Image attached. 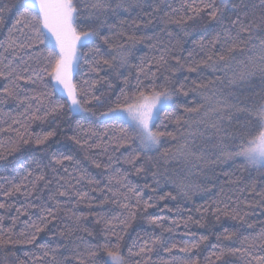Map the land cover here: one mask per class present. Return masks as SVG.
Masks as SVG:
<instances>
[{"label": "snow or ice", "instance_id": "obj_1", "mask_svg": "<svg viewBox=\"0 0 264 264\" xmlns=\"http://www.w3.org/2000/svg\"><path fill=\"white\" fill-rule=\"evenodd\" d=\"M261 13L259 17L255 12L247 10L245 0H182L181 8H172V14L164 13L160 18V23L165 26L168 24H178L186 26L189 20H195L206 15L210 21H216L220 25V30L209 39L196 41L199 53L195 50L189 51L187 57H181L175 52L176 45L157 40L159 55L153 56L150 60L140 58L138 65H133L131 57L132 48L137 43H143L146 39L152 40L153 37L136 36L123 30L126 20L119 19L121 13H131L139 10L149 17L147 24H152V15L159 12V4L156 0H13L7 7H0V28L5 27L4 13L15 9L16 15L7 36L0 40V105L8 101H14L17 109L23 108V112L18 115L25 118V123L20 124L19 120L13 119L12 124L19 125L13 128L12 124L7 129L0 128V132L14 131L20 136V130H27V126L32 121H43L49 116H57L65 107L72 113L91 112V105L103 106L105 100L100 95H96L91 88L98 82L93 80L91 84L84 81L87 87L78 86L73 81V74L79 73L86 53L83 51L88 48L92 56L89 61V70L99 73L105 66L108 69L105 77L111 76L112 80L120 81L119 95L114 101L108 94V110L104 115H111L114 119H122L123 126L116 129V135L110 137L109 142L115 144V150L128 146L131 150L129 155L124 157L123 163L131 165L135 174L151 172L156 187H160L161 182L171 183L186 197L190 198L193 189L199 190L200 186L186 183L187 175L191 174L192 169H199L200 172L215 171L216 166L229 161L241 160L245 166L257 170L264 169V94L259 95V102L244 94L246 86L250 85L251 80L257 75L264 83V0H260ZM171 8V5L168 6ZM255 7V6H254ZM152 9L151 12L147 9ZM182 12L179 19L174 18V14ZM119 20V31H113L118 27L114 21ZM144 21L133 19L130 26H137ZM112 32V35H105L104 30ZM192 30H195L194 28ZM184 36L190 35L187 27L183 28ZM169 38L173 34L167 32ZM113 37L123 38L120 44L113 43ZM246 37V38H245ZM51 41L50 43H48ZM157 43L150 45L153 49L157 48ZM179 41H177V44ZM94 45V47H89ZM103 45L108 49L102 51ZM43 46V47H41ZM203 55H200V54ZM200 55V58L196 57ZM207 67L212 71L222 75L217 76L212 83H218L219 88L215 89L211 97L202 90L208 89V84L192 80L191 85L186 84L188 77L185 76L181 81L176 77V73L182 69H187L189 73H195L201 67ZM121 68L127 69L128 74L124 75ZM135 68V85L130 87L132 69ZM153 68L155 70H153ZM159 73V75H157ZM50 78L46 80L45 78ZM121 77L123 79L121 80ZM51 85L52 91L59 90L66 96L63 103L52 101L51 93L47 91ZM109 89L113 85L109 82ZM227 90V91H226ZM200 92L202 102L192 100L189 102H179V97H189V93ZM31 93V95L29 94ZM191 103L192 106H189ZM35 105V107H34ZM183 108L187 114V119L183 116L174 117V113L169 112L175 106ZM163 116L164 119L175 118L178 126L185 127V134L182 135V142L179 143L175 152L164 150L161 152L163 140L168 137L177 140V136L167 131L166 125H158L157 121ZM213 117L209 119V117ZM231 124L236 122L237 127L232 130L224 129L223 122ZM83 129L84 126L78 124ZM115 128V126H113ZM163 127L164 130H161ZM211 130V131H209ZM91 135L95 136L94 130L89 128ZM107 134V132L105 133ZM56 136V131L44 132L43 135L37 134L34 143L39 156H33L31 163L34 165L32 170L26 171L21 176L19 183H14L5 177L7 186L0 184V193L6 198L24 196L26 199L33 196L38 191V184L43 182L42 187L48 190V195H36L35 199L39 203L28 202L21 208H16L17 216L11 218V227L4 228L5 216L0 215V248L8 249L9 245L34 244L37 235L45 230L47 225L57 219V213L70 210L62 208L58 197L77 198V203L88 200V193L76 190L75 184L66 179L64 175H58L56 166L63 168L68 174V168L64 167L65 162H73L74 157L69 154L57 152L52 149L49 143L52 137ZM24 144H29L31 137L20 136ZM76 144L91 149L99 147L98 144L89 143L88 139L83 141L76 136L70 137ZM135 145V147H131ZM16 149H12L15 151ZM107 155V148L104 149ZM152 152L160 153L164 165H169L173 161L181 163L182 167L170 172L167 167L160 171L161 165L153 163L149 155ZM142 157L144 159H142ZM0 155V159H3ZM48 158V163L44 159ZM115 160L119 163V158L108 155L109 163L105 168L111 167V162ZM75 163H79L76 161ZM147 165V166H146ZM102 165L96 163L99 168ZM23 168V166H21ZM51 169L53 175L46 177L45 169ZM152 169H156L153 171ZM34 172L36 175L34 176ZM186 172L184 178H180L179 173ZM70 175V174H69ZM129 173L115 169L113 175L108 177L111 185L115 182L119 187L114 191L108 187V192L112 195V203L127 213L128 216L135 218L137 212H147L153 199L149 196L148 200H142L141 191L138 186L132 185L128 180ZM227 175V174H225ZM76 183L87 180L89 185H94L93 191H104L98 188L100 181L95 178L87 177L82 173ZM57 187L53 189V182ZM63 181V184L61 183ZM66 185V187H65ZM144 188L151 186L145 184ZM63 188V190H61ZM123 188L126 191L121 192ZM155 192V188L151 189ZM204 191H211L204 188ZM254 190V189H253ZM225 196L223 190L220 193ZM264 197V193H257ZM171 199H175L171 193L167 194ZM122 197L124 202H119ZM160 196L159 199H165ZM105 197L101 203L108 201ZM135 200L133 204L132 201ZM228 200L232 198L227 197ZM54 202V206L52 203ZM89 206L91 207V202ZM239 198L233 201L235 206H230L225 200L213 201L215 207L209 208L212 214L219 219L220 215L231 216L233 219L244 220L247 213L241 214L239 208ZM223 204V208L220 205ZM209 208H205L208 211ZM0 209L9 212L11 205L0 202ZM29 209H35L36 219L29 216L25 221L26 227L19 233H14L16 222L20 215H28ZM199 211V209H197ZM88 215L96 217V223L101 221L107 226L104 229L105 241L103 244L91 243L86 241L83 236H77L72 241L71 255L60 258L57 253L61 245L51 248L47 245H37L44 249L42 257L51 256L50 264H149V260L155 248L150 247L145 241L138 251H134L135 242L127 248V252L121 245L123 236L117 231V224L123 225L121 231L129 226L127 220H120L119 215L107 219L105 216L96 212H89ZM88 215L71 212L70 218L74 221V227L69 229L67 235L71 237L75 232L86 233L89 237L94 235L93 231L81 225V220H86ZM191 219V217H189ZM158 218H149L150 224H157ZM175 223V221L173 222ZM199 224L200 221H195ZM245 223H247L245 221ZM162 227V225H160ZM248 228L254 225L248 224ZM171 231V229H166ZM15 235L16 238H13ZM62 236L65 233H61ZM115 237L113 243L107 237ZM208 240L207 236L201 237V242ZM218 243L214 245L217 249L211 253L214 260L211 264H236L231 258L238 257L243 264H264V227L256 235H239L236 232H229L225 229L221 235L216 236ZM224 241H238L239 247H231ZM159 244L164 251L171 252L177 245L171 247L163 245L160 237L152 240V245ZM199 247L198 244L185 245L181 251L189 252L192 248ZM103 253V255H101ZM27 256L28 254L25 253ZM140 257V259H133ZM20 264H25L21 261ZM163 264H168L164 261ZM182 264H199L197 259L183 261Z\"/></svg>", "mask_w": 264, "mask_h": 264}, {"label": "trees", "instance_id": "obj_2", "mask_svg": "<svg viewBox=\"0 0 264 264\" xmlns=\"http://www.w3.org/2000/svg\"><path fill=\"white\" fill-rule=\"evenodd\" d=\"M13 0H0V7H7L12 4ZM159 4L160 11L153 13L151 19L152 24H147L149 17L145 16L139 10H134L131 13H121L119 19L126 20L128 23L124 25L123 30L129 34H135L136 36L153 37L152 40H145L143 43H137L132 48L133 56L131 57V62L133 65H138L140 63V58L143 57L145 60H150L153 56H158L160 45L157 40L168 43L171 39V43L176 45L175 52L182 58L187 57L189 51L195 50L199 53V49L196 45V41L211 39L217 31L220 30V25L216 21H210L206 15L196 18L195 20H189L186 26H181L175 23L164 25L160 23V18L164 16V13L172 14L171 9H180L182 0H156ZM247 4V10L255 12L256 16L259 17L261 13L260 0H245ZM171 5V8L168 6ZM255 6V7H254ZM151 12L152 9H147ZM16 15L15 9L11 12L4 13L5 27L0 28V40H3L8 33V28L11 27L14 17ZM183 15L182 12L174 14L175 19H179ZM133 19H139L144 21L139 27L130 26ZM117 23L118 27L113 29V31H119V20L114 21ZM187 27L190 30V35L184 36L183 28ZM195 30H192V29ZM167 32L173 34L172 38H169ZM105 35H112V32L104 30ZM246 38V37H245ZM177 41L179 43L177 44ZM123 38L113 37L114 44L123 43ZM50 43V42H48ZM157 43V48L153 49L150 47L151 44ZM43 47V46H41ZM94 47V45L89 46ZM108 49L107 45H103L102 51ZM2 51V49H0ZM86 53L84 60L82 61V67L79 73H74L73 81L78 84V86L87 87L84 85V81H88L89 84L93 80L98 81L91 91L96 95H100L102 100H105L103 106L91 105V112L82 113H72L69 111L68 106L65 105L63 110L55 117L49 116L43 121H32L28 124L27 130H20V136L24 138L31 137L29 144H24L14 131L0 132V155H3V159H0V184H5L8 180H12L14 183H19L22 175L26 171L32 170L34 165L31 163V158L33 156H39L41 153L37 151V146L34 143V138L37 134L43 135L44 132L55 130L56 136L52 137L49 143L52 145V149L72 155L74 157L73 162H65L64 167L68 168V174H65L63 168L56 166L58 169V175L66 176V179L70 180L71 183L75 184L76 190L84 191L88 193V200L84 202L77 203V198L72 197H58L60 200L62 208L70 210L67 214L65 211H60L57 213V219L53 220L47 225L45 230L37 235V240L34 244H18L9 245L8 249L0 248V264H20L21 261H25V264H50L51 256H44L43 261L36 259L42 257L44 254V249L38 247L37 245H47L51 248H55L57 245H61L58 250L57 255L62 258L63 256L71 255V249L73 247L72 241L76 239L77 236H83L86 241L91 243L103 244L105 241L104 229L107 227L103 221L101 223H96V217L88 215L89 212H96L107 219H112L113 216L119 215L120 220H127L129 226L126 230L121 231L123 225H119L117 221L113 220V224H117V231L123 236L121 245L124 252H127V248L132 246L135 242L134 251H138L139 247L148 241L150 247H154L155 250L150 253L151 259L149 264H163L167 261L168 264H182L183 261L197 259L199 264H211L214 257H211V253L216 251L214 245L218 243L216 240L217 235H221L225 229L229 232H236L239 235H256L261 227H264V197L257 195V193H264V169L257 170L255 168L245 166L241 160L229 161L227 163H222L216 166L214 173L207 172L204 174L200 172L199 169H192L191 174L187 175L186 183H192L199 185V190L193 189L190 193V198H186L175 185L171 183L161 182L160 187H156L151 172L141 173L139 175L135 174V170L131 165L123 163L124 157L129 155L130 148L128 146L121 147L114 151L115 144L110 143V137L118 134L116 129L123 126L122 119H114L112 116L106 117L104 113L107 112L109 106H114L108 103L107 97L102 94H108L111 100L114 101L116 96L119 95L120 81L112 80L111 76L107 79H101L105 77L108 69L106 66L99 72L95 73L89 70V61L92 56L91 51L88 48L83 50ZM200 55H203L202 53ZM200 55L196 58L199 59ZM153 70H155L153 68ZM121 72L124 75L128 74V70L121 68ZM135 68L132 69V78L130 87L134 86L135 81ZM159 75V73H157ZM222 75L219 72H213L212 69L201 66L197 72L189 73L187 69H182L176 73L181 81L184 77H188V81L185 83L191 85L192 80H198V82H203L208 84L207 90H202L206 95L211 97L212 92L219 88L218 83H212L215 81L217 76ZM46 80L50 78H45ZM123 77H121V80ZM109 82L112 83L113 89H109ZM4 83L0 81V84ZM47 91L51 93L50 99L52 101L64 102L66 97L61 94L58 90L52 91L51 85H48ZM227 91V90H226ZM264 94V83L261 82L259 75L254 77L250 85L246 86L244 94L251 97L256 102H259V95ZM31 95V93H29ZM187 99L189 102L195 100L196 102H202V97L200 92L189 93V97L185 98L183 96L179 97V102H184ZM189 106H192L189 103ZM35 107V105H34ZM23 108L17 109L14 101H8L6 104L0 105V128L7 129L12 120L16 119L20 121V124L25 123V118L18 115V112H23ZM169 112L174 113V117L183 116L187 119V114L184 113L183 108L178 105L170 108ZM164 119L163 116L157 121L158 125H166L167 131L173 132L177 136V140H172L171 138H162L163 143L161 147V152L164 150H171L175 152L179 143L182 142V135L185 134V127L178 126L175 123V118ZM213 117H209L212 119ZM78 124L84 126L83 129L78 127ZM115 126V128L113 127ZM13 128H18L19 125L12 124ZM224 129L232 130L237 127L235 121L229 124L228 121L223 122ZM89 128L95 131L97 135L93 136L88 131ZM161 130H164L161 127ZM211 131V130H209ZM107 132V134H105ZM76 136L81 139H88L89 143L98 144L99 147L87 148L76 144L74 140L69 139L70 137ZM131 147H135L132 145ZM107 148V155L104 149ZM12 149H16L12 151ZM108 155H113L119 158V163L115 160L111 162V167L105 168L104 165L108 164ZM152 158L153 163H159L161 165L160 171L167 167L170 172H175L179 170L182 165L178 161H173L169 165H164L161 159L160 153L152 152L149 154ZM142 159H144L142 157ZM79 161V163H75ZM45 164L48 163V158L43 161ZM96 163L102 166L97 168ZM23 166V168L21 167ZM147 166V165H146ZM115 169H120L121 171H127L129 173L128 180L131 181L132 185L138 186V190L141 191L142 200H148L149 196L153 199L149 201L154 207H151L147 212H137L135 218L127 215L124 210H122L118 204L112 203V195L108 192V187H112L115 191L119 186L113 182L111 185L108 182V177L113 175ZM155 171L156 169H152ZM45 175L51 178L53 175L51 169H45ZM86 174L87 177L95 178L100 181L98 188L104 189V191H93L94 185H89L87 180H81L80 183H76L75 178H79L81 174ZM70 174V175H69ZM227 174V175H225ZM36 173L34 172V176ZM180 178L186 176V172L179 173ZM63 184V181L61 182ZM145 184L150 185V188H144ZM43 182L38 184V191L31 197L27 199L17 194L13 197L6 198L2 193H0V202H4L11 205L9 212L5 209H0V215L5 216L4 228L7 229L11 227V218L16 217V208H21L22 205H27L28 202L39 203L40 201L35 199L36 195H48V190L42 187ZM53 189L57 187L55 181L51 186ZM66 187V185H65ZM155 188V192L151 189ZM204 188H210L211 191H204ZM254 189V190H253ZM63 190V188L61 189ZM121 192L126 191V189L120 188ZM221 190L225 193V196H221ZM171 193L175 199H171L167 196ZM160 196H165L166 198L161 200ZM230 196L232 199L228 200L227 197ZM105 197H108V201L101 203ZM239 198V208L241 214L247 213L244 220L233 219L231 216L220 215L219 219L212 214L211 205L213 208L215 205L213 201L225 200L230 206H235L233 201ZM91 202V207L89 202ZM119 202H124L123 198H119ZM52 203L54 206V202ZM132 203H135L133 199ZM223 204L220 205L223 208ZM205 208H209L205 211ZM199 209V211L197 210ZM35 209H29L28 215H20L15 228L14 233H19L22 229L26 227L25 221L29 220V216L32 219H36L34 213ZM74 212L76 215L81 213L88 215L86 220H81V225L90 228L94 235L89 237L86 233L75 232L71 237L67 235L69 229L73 228L74 221L70 218V213ZM191 217V219H189ZM149 218H158L157 224H150L148 222ZM175 221V223H173ZM195 221H200L199 224ZM245 221L247 223H245ZM248 224L254 225L253 228H248ZM162 225V227L160 226ZM166 229H171V231H166ZM65 233L64 236L61 233ZM207 236L208 240L201 242V237ZM156 237H160L164 246L171 247L176 244L177 247L173 248L171 252L164 251L163 247L159 244L153 246L152 240ZM13 238H16L15 235ZM113 243L116 242L115 237H107ZM223 243L229 244L231 247H239L238 241H224ZM198 244L199 247L192 248L189 252L181 251L185 245ZM25 253L28 255L26 256ZM103 255V253H101ZM133 259H140V257H134ZM236 261V264H243L242 260L238 257L231 258ZM73 264H76L74 261ZM219 264V262H216Z\"/></svg>", "mask_w": 264, "mask_h": 264}, {"label": "rangeland", "instance_id": "obj_3", "mask_svg": "<svg viewBox=\"0 0 264 264\" xmlns=\"http://www.w3.org/2000/svg\"><path fill=\"white\" fill-rule=\"evenodd\" d=\"M49 42H51V41H49ZM74 75V74H73ZM59 91V90H58ZM60 92V91H59ZM61 93V92H60ZM61 94H63V93H61ZM64 95V94H63ZM66 97V96H65ZM106 117H108V116H111V115H105Z\"/></svg>", "mask_w": 264, "mask_h": 264}]
</instances>
